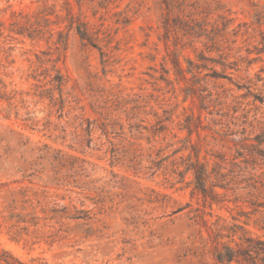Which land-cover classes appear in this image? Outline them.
<instances>
[{"label": "rangeland", "instance_id": "rangeland-1", "mask_svg": "<svg viewBox=\"0 0 264 264\" xmlns=\"http://www.w3.org/2000/svg\"><path fill=\"white\" fill-rule=\"evenodd\" d=\"M261 134L264 0H0V264H222Z\"/></svg>", "mask_w": 264, "mask_h": 264}, {"label": "trees", "instance_id": "trees-1", "mask_svg": "<svg viewBox=\"0 0 264 264\" xmlns=\"http://www.w3.org/2000/svg\"><path fill=\"white\" fill-rule=\"evenodd\" d=\"M78 32L83 39H90L86 30H82L79 27ZM175 63L177 64L178 62L176 61ZM259 137H262V140L260 141L264 142V134H261ZM207 179L208 176L204 168L200 170H196L195 172L196 187L199 190H201V192L204 193L205 195H210L213 199H215L216 195H214L213 191H210L207 188ZM260 206L264 207V203L260 204ZM253 244H258L259 248H257V250H254L255 246ZM258 258L264 261V240L254 239L253 237L242 238V243L240 244V248H236L234 246L227 244V245H223L221 249H218L216 251V259L219 263L222 264H232L234 261L259 264L257 262Z\"/></svg>", "mask_w": 264, "mask_h": 264}]
</instances>
